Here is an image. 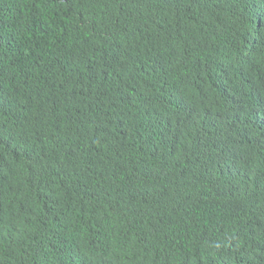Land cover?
Masks as SVG:
<instances>
[{
	"label": "trees",
	"instance_id": "trees-1",
	"mask_svg": "<svg viewBox=\"0 0 264 264\" xmlns=\"http://www.w3.org/2000/svg\"><path fill=\"white\" fill-rule=\"evenodd\" d=\"M0 264H264V0H0Z\"/></svg>",
	"mask_w": 264,
	"mask_h": 264
}]
</instances>
